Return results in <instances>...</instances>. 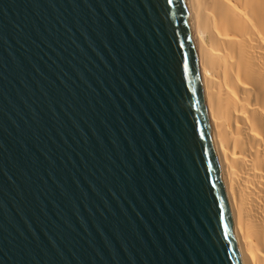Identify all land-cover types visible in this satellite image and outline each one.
<instances>
[{
  "label": "water",
  "instance_id": "obj_1",
  "mask_svg": "<svg viewBox=\"0 0 264 264\" xmlns=\"http://www.w3.org/2000/svg\"><path fill=\"white\" fill-rule=\"evenodd\" d=\"M0 264H241L184 0H0Z\"/></svg>",
  "mask_w": 264,
  "mask_h": 264
},
{
  "label": "bare ground",
  "instance_id": "obj_2",
  "mask_svg": "<svg viewBox=\"0 0 264 264\" xmlns=\"http://www.w3.org/2000/svg\"><path fill=\"white\" fill-rule=\"evenodd\" d=\"M241 264H264V0H184Z\"/></svg>",
  "mask_w": 264,
  "mask_h": 264
}]
</instances>
